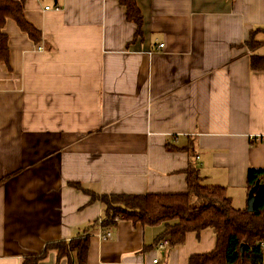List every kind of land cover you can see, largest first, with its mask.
<instances>
[{
    "label": "crops",
    "instance_id": "1",
    "mask_svg": "<svg viewBox=\"0 0 264 264\" xmlns=\"http://www.w3.org/2000/svg\"><path fill=\"white\" fill-rule=\"evenodd\" d=\"M136 1L141 35L119 0H25L39 43L8 21L0 264H23L103 219L77 184L97 195L185 194L193 164L247 209V173L264 169V143L249 140L264 136V69L251 62L264 45L247 46L264 28V0ZM162 232L127 220L98 227L86 264H188L215 248L211 229L160 248ZM37 264L69 261L50 252Z\"/></svg>",
    "mask_w": 264,
    "mask_h": 264
},
{
    "label": "trees",
    "instance_id": "2",
    "mask_svg": "<svg viewBox=\"0 0 264 264\" xmlns=\"http://www.w3.org/2000/svg\"><path fill=\"white\" fill-rule=\"evenodd\" d=\"M119 1L127 9V19L136 24L141 35L143 18L137 1ZM8 21H13L35 43L42 40L41 33L26 18L25 0H0V65L7 66L10 63L9 36L5 32ZM263 45L264 28L251 31L247 46L256 50ZM251 62L252 69H264V57L253 56ZM186 174L185 194L97 195L74 185L89 193L92 201L103 205V219L83 227L81 235L70 241L46 244L40 255L25 258L23 264H37L50 252H55L58 261L67 259L69 264H86L94 229L108 230L120 220L144 226L162 225L159 242L167 240L171 246L184 244L189 233L199 235L211 229L216 239L214 250L191 256L188 264H264V169H250L247 173L248 193L259 182L254 212L235 208L225 187L204 184L197 166L190 164Z\"/></svg>",
    "mask_w": 264,
    "mask_h": 264
},
{
    "label": "built area",
    "instance_id": "3",
    "mask_svg": "<svg viewBox=\"0 0 264 264\" xmlns=\"http://www.w3.org/2000/svg\"><path fill=\"white\" fill-rule=\"evenodd\" d=\"M46 9H49V8H46ZM56 10H59V8H56ZM164 45H159L158 48H163ZM249 140L253 143H264V136H255V135H250L249 136ZM101 238L102 239H109L110 236H111V233L108 231V232H104L102 233L101 235ZM169 245V242L167 240L163 241L162 243L159 244V247L160 248H163L165 246H168ZM155 263L157 262V260L154 261Z\"/></svg>",
    "mask_w": 264,
    "mask_h": 264
},
{
    "label": "water",
    "instance_id": "4",
    "mask_svg": "<svg viewBox=\"0 0 264 264\" xmlns=\"http://www.w3.org/2000/svg\"><path fill=\"white\" fill-rule=\"evenodd\" d=\"M55 3H57V0H55ZM259 186V182L256 183V185L250 190L248 199H247V211L248 212H254L256 199H255V192L257 191ZM244 251V245L241 246V252Z\"/></svg>",
    "mask_w": 264,
    "mask_h": 264
}]
</instances>
